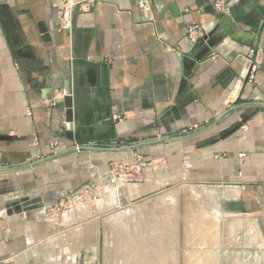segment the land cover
<instances>
[{"label":"crops","instance_id":"crops-1","mask_svg":"<svg viewBox=\"0 0 264 264\" xmlns=\"http://www.w3.org/2000/svg\"><path fill=\"white\" fill-rule=\"evenodd\" d=\"M216 1L99 0L63 28L57 0H0V264H74L46 259L45 209L114 163L123 204L217 185L264 257V0Z\"/></svg>","mask_w":264,"mask_h":264},{"label":"rangeland","instance_id":"rangeland-1","mask_svg":"<svg viewBox=\"0 0 264 264\" xmlns=\"http://www.w3.org/2000/svg\"><path fill=\"white\" fill-rule=\"evenodd\" d=\"M119 181H102L95 190L81 191L77 197L72 194L45 209V216L58 227L55 257L46 249V259L127 264L130 256H122V249L131 253L140 241H135L134 231L121 230L122 224L117 230L112 218L131 207L139 209V223L147 229L145 239L165 245L162 258L169 260L166 264H264L259 234L247 218L232 212L229 196L217 185L177 184L123 204Z\"/></svg>","mask_w":264,"mask_h":264},{"label":"built area","instance_id":"built-area-1","mask_svg":"<svg viewBox=\"0 0 264 264\" xmlns=\"http://www.w3.org/2000/svg\"><path fill=\"white\" fill-rule=\"evenodd\" d=\"M141 7H150L153 3V0H137ZM99 0H57V18L60 23V26L63 28L70 27L71 19L73 13L75 11H89L91 10ZM217 4L225 7L228 5L224 0H217ZM225 9H229V7H225ZM202 29L199 24H192L189 26L188 38L192 43H196L200 36H202ZM255 68L252 69L250 74V78L253 79ZM244 128H248L247 125L243 126ZM125 173V175H123ZM134 176L130 173L128 166H119L117 163L113 164V167L106 172L105 174L99 176L95 181L86 184L83 188L78 189L73 195L75 197L76 194H80L81 191H92L97 188L96 186L101 184L102 181H106L107 183L116 182L118 180L129 181L132 180ZM97 184V185H96ZM77 197V195H76Z\"/></svg>","mask_w":264,"mask_h":264},{"label":"bare ground","instance_id":"bare-ground-1","mask_svg":"<svg viewBox=\"0 0 264 264\" xmlns=\"http://www.w3.org/2000/svg\"><path fill=\"white\" fill-rule=\"evenodd\" d=\"M107 186H109V185H107ZM107 199L110 201V197H108ZM114 202H117V200H115ZM117 204H118V202H117ZM140 208H141V206H140ZM122 212H124V213L122 214L120 212L121 215L119 213V216H117L116 219L112 218L113 224L117 226V230H118V228H120L119 224H122L124 226L122 227L121 230L125 229V231L126 230L134 231V233H132V234H134L135 241H136V239H138L140 241V243L137 244L136 247L135 246L133 247L131 253H128V251H127L128 248L122 249V252H121L122 256H130V258L127 259V261H125V262H127V264H164V263L166 264V262L169 260H165L162 258L163 254H164L163 250L165 249V245L164 244H157V243H154L151 241H147L145 239L146 237H148V236H145V233H144L147 231V229L145 228V226H142L143 224L139 223L140 215H141V214H139L140 213L139 209L130 207V208L125 209V211H122ZM132 222H135L134 225L132 224ZM152 230H153V228H151V231ZM164 230H166V229H164ZM154 238H157V237H155V235H154ZM144 241H147L148 243L144 244ZM150 254H152V255L154 254V255L152 257H149Z\"/></svg>","mask_w":264,"mask_h":264},{"label":"water","instance_id":"water-1","mask_svg":"<svg viewBox=\"0 0 264 264\" xmlns=\"http://www.w3.org/2000/svg\"><path fill=\"white\" fill-rule=\"evenodd\" d=\"M243 123L242 122H237L235 123L231 128H229L227 131H225L221 137H225V136H228L229 134L233 133L235 130H237L238 128L241 127ZM168 138H158V139H155V140H150V141H143V142H139V143H136V144H132V145H127V146H120V147H113V148H102V149H109V150H114V151H117V150H122V149H129V148H136L138 146H141V145H144V144H147V143H151V142H156V141H162V140H166ZM219 138H217L216 140H218ZM211 143V142H209ZM207 144V143H206ZM205 145V144H204ZM83 148H95V147H91V146H81ZM33 165L34 163H30L29 165ZM3 169H0V171H2ZM27 202V203H26ZM32 203H37V200L35 199H26L24 201V204L23 205H27V204H32ZM43 206L42 203H40L37 207H41Z\"/></svg>","mask_w":264,"mask_h":264}]
</instances>
